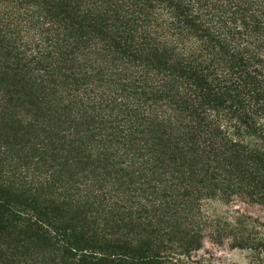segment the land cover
<instances>
[{
  "label": "trees",
  "instance_id": "1",
  "mask_svg": "<svg viewBox=\"0 0 264 264\" xmlns=\"http://www.w3.org/2000/svg\"><path fill=\"white\" fill-rule=\"evenodd\" d=\"M234 197L264 205V0H0V264H186Z\"/></svg>",
  "mask_w": 264,
  "mask_h": 264
},
{
  "label": "rangeland",
  "instance_id": "2",
  "mask_svg": "<svg viewBox=\"0 0 264 264\" xmlns=\"http://www.w3.org/2000/svg\"><path fill=\"white\" fill-rule=\"evenodd\" d=\"M205 213L212 226L223 227L219 231H224V236L221 242H216L207 229L201 248L189 255L186 264H264V256L260 254L258 246H255L257 240L252 241L255 244L241 248L234 246L232 239L233 233L239 230H246L255 239L264 235V205L234 197L227 203H207ZM239 215H246L254 227L245 228L244 224L239 226Z\"/></svg>",
  "mask_w": 264,
  "mask_h": 264
}]
</instances>
